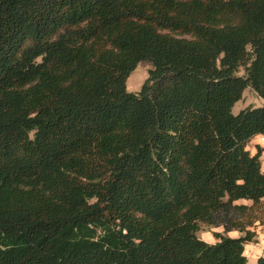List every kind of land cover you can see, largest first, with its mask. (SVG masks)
<instances>
[{
    "label": "trees",
    "instance_id": "trees-1",
    "mask_svg": "<svg viewBox=\"0 0 264 264\" xmlns=\"http://www.w3.org/2000/svg\"><path fill=\"white\" fill-rule=\"evenodd\" d=\"M246 88L264 102V0H0V264H247Z\"/></svg>",
    "mask_w": 264,
    "mask_h": 264
},
{
    "label": "rangeland",
    "instance_id": "rangeland-1",
    "mask_svg": "<svg viewBox=\"0 0 264 264\" xmlns=\"http://www.w3.org/2000/svg\"><path fill=\"white\" fill-rule=\"evenodd\" d=\"M152 68L150 62L143 60L137 63L135 69L129 74L126 82L125 89L129 93L138 92L148 77V72ZM244 74L243 69H240L238 75L241 76ZM264 102L256 96V94L250 89L246 88L240 100L234 103L231 112L232 114H237L240 110L246 107H258L263 105ZM250 148V145L248 146ZM220 233L226 237L234 235L235 231L224 232L222 227H208L205 225H199V231L197 237L203 241L208 240L209 243L215 242L212 234Z\"/></svg>",
    "mask_w": 264,
    "mask_h": 264
},
{
    "label": "crops",
    "instance_id": "crops-1",
    "mask_svg": "<svg viewBox=\"0 0 264 264\" xmlns=\"http://www.w3.org/2000/svg\"><path fill=\"white\" fill-rule=\"evenodd\" d=\"M250 145V148L248 147ZM255 146L260 147L261 155V168L264 170V138L261 136H255L247 145V149L251 154L255 153L256 149ZM256 233V242L250 243L244 246V255L247 260V264H256V261L259 257H264V227L257 226L255 228ZM239 234L235 232L234 235L228 236L230 238H236ZM205 242H208L206 240Z\"/></svg>",
    "mask_w": 264,
    "mask_h": 264
}]
</instances>
